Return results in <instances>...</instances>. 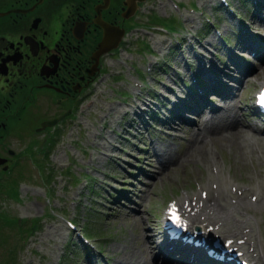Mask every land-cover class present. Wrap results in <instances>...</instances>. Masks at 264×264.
I'll use <instances>...</instances> for the list:
<instances>
[{
	"label": "rangeland",
	"instance_id": "1",
	"mask_svg": "<svg viewBox=\"0 0 264 264\" xmlns=\"http://www.w3.org/2000/svg\"><path fill=\"white\" fill-rule=\"evenodd\" d=\"M13 1L0 0V8H2L4 3ZM185 1L189 2L190 0H183V2ZM195 1L200 9L203 8L208 13L211 20L218 22V26L222 29L228 41H230L231 47L233 46L237 52L235 54L240 51L238 49L240 40L250 37L252 35L250 32L258 30L259 33H264V8H252L251 13L247 15V12L246 14L244 12L245 0H230L238 13L243 12L245 14L243 16L244 19L253 26L251 30L247 29L245 33L240 34L237 32L239 38L237 35L236 39L231 41L234 39L233 34L236 33V30L242 29L239 24H236L237 18L231 20L227 10L224 9L225 7L217 12L218 0ZM249 6L251 7V5ZM171 11L176 12L172 9ZM171 11L170 7H168L162 13H155L152 18L157 22L179 29L182 26V22L178 16L173 15V13L170 14ZM141 19L144 21L142 15ZM205 19V16L199 17L195 12H188L185 17V31L186 35L191 36L192 40H183L173 46L176 50L172 54L168 52L169 48L164 44L162 48L163 55L158 54L163 62L160 63L159 61L153 64L151 72L144 66V64L146 65L149 62L150 58L143 60L142 57H137L135 59V62L141 66L143 65L141 68H137V75L133 73L134 69L131 67L124 66L120 68L119 66L111 65L116 72V80H111L110 77L113 76H108L107 88L104 89L102 94H98L97 102L100 103L99 105L102 106L106 99L110 100V96L113 97L115 94L120 99L128 97L130 93L126 89L132 90L133 79L143 76L144 72L147 73V76L139 77L146 83V87L142 88L141 91L144 95L147 91L153 89V85L158 84H160V87L171 91L187 90L189 84L191 85L193 81L191 70L198 71V56H203L207 62L202 68L203 70H206L209 65L212 66L211 69L219 80L227 78L226 75L224 76L225 78H222L226 69L218 71V66L225 64L227 59L224 57L221 63L214 55L215 52L218 55H222L223 51L225 52V49H222L221 39L217 38L213 31L202 35L201 28ZM191 41L193 43H190ZM132 48H136V52L140 55L154 53L151 46L143 38L133 44ZM167 58L168 60L169 58L171 59L172 65H170L172 67L165 63ZM211 58L217 60V63L213 64ZM109 61L116 63L113 59ZM200 75L204 80H209L205 75ZM157 76L166 81L165 87L160 81L156 80ZM39 93H42V97H40L42 101L40 106H42L46 102L45 93L40 91ZM127 99L129 101L123 104L122 102H117L114 104L116 105L115 107L111 105L110 110H97L96 106L87 108L88 119L84 117L81 105L75 106V113H78L77 115L81 117L80 121L83 123L79 124V122H75L74 119L70 118L69 121L72 122L69 125V130L66 128L65 131L54 133L44 139L43 134L39 133L36 137L43 140L39 141L36 146L43 147L46 153H41V148L38 147V155H33L31 152L28 157L20 159L15 157V160H17L16 166L0 181L1 210L4 212H0V264H59L60 259L64 255L62 264H117V260L126 252V245L134 246L133 248L136 249L143 248L140 245V242L142 243L140 230L144 236L145 234H150L153 230L150 229L148 231L144 225H138L134 222L122 224L116 221L115 215L109 212L106 213L105 218L98 219L95 216L94 210L107 206L106 198L110 196L111 190L115 189L113 188L114 185L118 186V190H123V192L117 193L121 203L128 202L125 198L124 200L121 199V194L124 192L129 194L130 202H132L135 195H139L143 191V197L149 199L147 206L150 211L149 215L155 222L154 210L158 209L159 211L162 199L165 198L163 194L157 193L159 189L168 186V195L173 191L177 192L181 184L194 189V181L197 177L205 175L207 172L206 166L203 163H194L193 158L195 156H192L190 161H186V152L196 142L197 131L195 130V125L192 122L185 124L184 121H178V123L174 124L177 129L176 131L171 130V135L165 136L162 134L163 138L158 137L155 139L158 142V146L163 150H168L165 155L171 153L170 149H168L169 147L172 148V152H177L174 155L177 157L174 161L168 160L166 166L169 168L161 174L162 178L157 174L150 176L153 172H146L145 175L150 176L148 177L149 184H143L134 180V178H131L130 181L135 182V184L121 182L124 181L123 169L119 165L117 170H120V172L115 174L114 169L118 166V158H111L110 154L120 155L122 147L126 150L130 149L131 145L125 139L128 134H131V136L129 135L130 138L135 137L136 134L141 137L144 135V133L139 132V129L132 128L133 125L130 123L132 119H139L134 115V110L129 107L130 104H133V96ZM85 100L87 99L84 98L79 103V99H77V103L83 104ZM227 103L229 104L230 102L227 101ZM124 106L130 110L129 113H120ZM45 112H47V109L40 111L38 117H41ZM57 112H59L58 107L54 106L51 108V113ZM118 115L119 118L113 124L115 117ZM63 125L67 124L63 123ZM20 129L24 130L23 135H28L24 126ZM67 130L68 136L66 137ZM103 136H107V139H104ZM211 136L216 140L214 135ZM56 138L61 139V142L56 144ZM145 138L148 139L147 137ZM30 139L31 136L28 135L26 140L22 138L13 142L10 137L5 140V143H12V146H16L21 150L22 148H31L33 150V144H31ZM122 140L123 143H121ZM221 140L223 142L216 140L218 145L217 154L220 159H225L227 166L232 167L233 174L237 178L252 182L254 175H257V172L260 171V167L250 163L251 147L245 148V151L234 147L232 151L231 147L228 146L231 145L229 144L230 141L227 139ZM116 143H118L119 148L113 150L109 147V145H116ZM147 147L149 148V145ZM246 151L249 152L243 154ZM103 152L106 153L104 154ZM122 154L127 153L122 152ZM155 159L153 168L159 169L156 166L160 165V163L157 157ZM174 166H176L175 170H173ZM96 187L101 193L103 192L102 196L98 198L96 197L97 194L91 190ZM163 193L166 194V192ZM140 202L143 203L144 199H140ZM229 212L225 209V213L231 215ZM254 212L255 214L258 212L259 218H262L261 213L264 212V207L254 208ZM124 215L137 216L129 207L124 208ZM19 217L26 218L24 219L25 223ZM38 217H41L39 228L33 232L28 231L33 224L31 221ZM65 217H74V220L79 227L83 228L84 232L87 231L86 226H93L95 234H92L93 236H90L91 234L87 235L100 248L94 249L92 246L93 251H90L85 245L87 243L81 240L67 225ZM232 217L233 222L239 224V221H235L237 218ZM17 218H19L18 223ZM19 224L20 226L18 227ZM74 239L77 242L76 251L80 248L87 251L84 258L78 259V255L75 257L66 256V244L71 240L74 241ZM151 241H153L151 238L144 239L145 243ZM141 264H145L144 261Z\"/></svg>",
	"mask_w": 264,
	"mask_h": 264
},
{
	"label": "flooded vegetation",
	"instance_id": "2",
	"mask_svg": "<svg viewBox=\"0 0 264 264\" xmlns=\"http://www.w3.org/2000/svg\"><path fill=\"white\" fill-rule=\"evenodd\" d=\"M36 1H19L17 7L29 8ZM104 4V0H44L0 25V113L13 108L0 114V138L11 135L8 126L27 118L28 103L42 97L39 91L50 105L62 98V107L75 109L77 99L105 66L110 53L106 50L118 40L115 36L99 52L105 39L99 17L118 30L130 28L137 18L125 0Z\"/></svg>",
	"mask_w": 264,
	"mask_h": 264
},
{
	"label": "bare ground",
	"instance_id": "3",
	"mask_svg": "<svg viewBox=\"0 0 264 264\" xmlns=\"http://www.w3.org/2000/svg\"><path fill=\"white\" fill-rule=\"evenodd\" d=\"M142 98L138 99V102L141 100ZM136 102L135 105H130V107L132 106V108L135 110L134 111V115H136V118H138L140 121L144 118V115L146 117L147 113L144 112L143 107H141L140 109V103ZM146 102V100H145ZM229 102H232V100L229 99ZM203 103L204 104H208L207 103V97H204L203 99ZM138 104V105H137ZM146 105H149L147 103H145ZM95 105V104H94ZM111 106V105H110ZM116 105H114L115 107ZM138 107V109H137ZM149 112V110H146ZM129 112V109L126 108L124 106L123 110L120 111L121 114H127ZM230 120L228 122H226L224 125H222V123H218L217 124H213L210 127H205L208 130L209 135H214L216 140L223 142L221 139H227L228 141H230L228 145L229 147H231V150L233 151L234 147L235 148H240L239 146L242 145H246L245 143H240L238 141L239 136L242 135L240 129H235L237 126V122L233 117V111L231 110L229 116ZM117 118H119V115L115 117L114 122H116ZM135 120L132 119V122H134ZM185 124H188L187 121H184ZM224 132L226 134H224ZM137 137V135L135 136ZM104 139H107V136H103ZM244 140V139H243ZM199 141V138L196 140V142ZM201 144H194L192 145L188 151L186 152V156H187V160L192 157V156H200L202 158H206L207 155L212 154L214 152V146L209 145L208 143H203L204 141L201 140ZM121 143H123V140L121 141ZM240 143V144H239ZM112 145V146H111ZM109 145V147H111V149H115V148H119L118 143H116V145L111 144ZM243 148V147H242ZM168 149H170L171 153H168V155L165 153L168 152V150H163L162 152H159V156L162 157L164 162H167L169 159L170 161H174L177 157H175V153H177L176 151L172 152V148L169 147ZM175 163V162H173ZM201 197H199L200 199ZM245 207V205H242ZM244 209V208H242ZM254 225H258V222L253 221ZM252 226V225H250ZM243 228H247V226L243 227ZM252 230L249 232L248 228L247 231H244V233L247 234V236H250V240L249 242L246 241L247 245L244 244H239L240 246V250L243 252V254L239 257L240 259H247L251 264H264V249L261 248V246L259 245V243L257 241H255V239H258L257 234H252L251 233ZM251 243V244H250ZM250 244V245H249ZM251 246L253 247V250L251 249ZM126 252L123 254V256L121 258H119L117 260V264H141L143 261V254L141 252H137L133 246L130 245H126ZM252 250V251H251Z\"/></svg>",
	"mask_w": 264,
	"mask_h": 264
},
{
	"label": "snow or ice",
	"instance_id": "4",
	"mask_svg": "<svg viewBox=\"0 0 264 264\" xmlns=\"http://www.w3.org/2000/svg\"><path fill=\"white\" fill-rule=\"evenodd\" d=\"M259 96H260V98H261V99H260V102H261V103H264V91H261V92L259 93ZM171 211H173V212L175 213V205H173ZM174 218L177 219V220H179V215H178V214H175V215H174Z\"/></svg>",
	"mask_w": 264,
	"mask_h": 264
},
{
	"label": "water",
	"instance_id": "5",
	"mask_svg": "<svg viewBox=\"0 0 264 264\" xmlns=\"http://www.w3.org/2000/svg\"><path fill=\"white\" fill-rule=\"evenodd\" d=\"M56 121H52V122H49V124H53V123H55Z\"/></svg>",
	"mask_w": 264,
	"mask_h": 264
}]
</instances>
